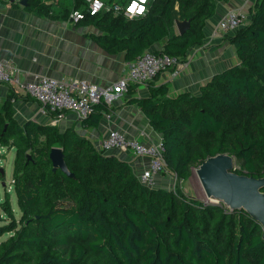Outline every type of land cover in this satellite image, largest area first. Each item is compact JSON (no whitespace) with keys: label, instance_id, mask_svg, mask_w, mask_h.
<instances>
[{"label":"trees","instance_id":"1","mask_svg":"<svg viewBox=\"0 0 264 264\" xmlns=\"http://www.w3.org/2000/svg\"><path fill=\"white\" fill-rule=\"evenodd\" d=\"M217 1L228 0H148L146 11L132 18L106 10L82 20L99 28L92 37L102 49L122 51L129 62L147 49L180 62L202 43ZM27 2L46 13L50 6ZM81 3L72 0L75 8ZM69 11L62 7L58 15ZM248 13L242 26L224 34L238 61L198 93L169 97L165 84L153 85L156 75L146 96L127 100L160 135L166 173L176 179L187 180L192 168L222 152L237 159L235 172L264 176V0H254ZM176 18L190 19L183 34L176 32ZM108 111L100 100L81 125L97 126ZM2 146L15 148L12 184L20 216L8 196L0 201V236L10 233L0 241V264H264L263 229L247 211L205 204L178 186H147L128 160L97 149L72 128L19 123L12 105L0 103ZM53 146L62 148L73 177L52 170Z\"/></svg>","mask_w":264,"mask_h":264},{"label":"crops","instance_id":"2","mask_svg":"<svg viewBox=\"0 0 264 264\" xmlns=\"http://www.w3.org/2000/svg\"><path fill=\"white\" fill-rule=\"evenodd\" d=\"M43 1L50 4L47 13L22 6L17 0H0L3 4L0 7V61L15 66L19 77L18 85L13 87L0 83V103L12 105L15 118L22 120L21 123L33 119L47 124L55 116L58 128H72L95 146L112 128L139 140H159L160 135L151 128L138 105L127 102L131 97L146 96V83H132L133 91L114 98L107 105L109 111L103 113L97 126L91 127H83L73 111L53 114L44 110L38 101L28 95L24 81L34 75L79 78L103 87L124 75L129 62L124 52L109 53L100 47L92 37L101 33L95 23L85 20L74 22L58 15L62 7H73L72 0ZM251 1L254 0L217 1L214 14L205 22L202 43L192 46L184 60L174 68L160 72L153 85L165 84L169 97L184 92L196 94L215 73L236 63L235 48L224 38L222 31L215 28V24L227 10L243 9ZM8 88H11V95H8ZM109 152L128 160L134 172L146 162V159L127 151ZM163 179L166 181L167 175L160 179L164 184Z\"/></svg>","mask_w":264,"mask_h":264},{"label":"built area","instance_id":"3","mask_svg":"<svg viewBox=\"0 0 264 264\" xmlns=\"http://www.w3.org/2000/svg\"><path fill=\"white\" fill-rule=\"evenodd\" d=\"M146 4L141 5V0H126L125 2L114 0L110 3L103 0H82L81 7H72L67 17L77 22L86 16H96L101 12L110 10L114 15L122 13L123 16L132 18L141 15L134 9L140 6L145 7ZM49 12L52 11L49 10ZM247 20L248 15L244 9H229L218 19L215 28L222 32L232 33ZM177 63L179 62L174 56L147 49L128 62L127 71L124 75L103 87L79 78L64 79L47 75H34L24 81V88L30 97L42 105L44 110L53 114L70 110L75 112L78 119L81 120L89 115L92 106L100 100L108 105L117 96L125 94L130 84H147L160 72L174 68ZM0 83L12 87L18 85V69L0 61ZM57 120L55 116H52L48 124L56 125ZM95 147L106 151H127L133 156L146 159L144 166L139 171H135L137 179L147 186L168 187L160 182L162 176L167 175L168 177L170 175L166 173L160 139L153 142L145 139L139 140L128 136L117 128H112Z\"/></svg>","mask_w":264,"mask_h":264},{"label":"water","instance_id":"4","mask_svg":"<svg viewBox=\"0 0 264 264\" xmlns=\"http://www.w3.org/2000/svg\"><path fill=\"white\" fill-rule=\"evenodd\" d=\"M27 1L18 0L22 6H26ZM2 6L0 2V7ZM174 26L178 34H183L190 26V19L176 18ZM49 159L53 171L60 169L69 177H73V173L66 165L61 147H51ZM233 160V155L227 152L208 156L195 167V173L208 202L232 210L244 209L260 223L264 238V176L254 177L235 172ZM0 172H2L1 168Z\"/></svg>","mask_w":264,"mask_h":264},{"label":"rangeland","instance_id":"5","mask_svg":"<svg viewBox=\"0 0 264 264\" xmlns=\"http://www.w3.org/2000/svg\"><path fill=\"white\" fill-rule=\"evenodd\" d=\"M107 2V0H103ZM120 1V0H119ZM123 2V0H121ZM110 3V2H107ZM253 1L251 3H247L243 6V9L248 15L249 18V8L252 6ZM225 32H222L224 36ZM22 120H18L21 123ZM61 130V128H59ZM15 155V148L10 146H2L0 148V168L2 172L0 173V201L8 196L9 201L11 203L12 210L15 214V218L18 219L20 216V210L17 205L16 194L14 191V186L12 184V170H13V160ZM233 168L239 169V163L237 159L233 160ZM244 172V171H242ZM162 178V177H161ZM165 181L164 179L162 180ZM167 181V183H166ZM165 181V185L173 187L178 186L179 190L183 192L185 195L189 197H193V199L201 200L203 203L208 202L204 191L202 189L201 183L195 173V168H192L191 175L187 180L176 179L173 175H169L167 180ZM210 203V202H209ZM208 204V203H207ZM4 216V213L2 212ZM4 219L0 220V224L4 223ZM10 233L6 232L0 236V241L5 239Z\"/></svg>","mask_w":264,"mask_h":264},{"label":"clouds","instance_id":"6","mask_svg":"<svg viewBox=\"0 0 264 264\" xmlns=\"http://www.w3.org/2000/svg\"><path fill=\"white\" fill-rule=\"evenodd\" d=\"M147 3V0H141V5H144V4H146ZM141 9H142V11H141ZM135 11H137V12H139V13H144L145 11H146V8L145 7H143V6H140V7H138V8H135L134 9ZM225 33H230V32H225ZM32 98V97H31ZM47 124H48V122H47ZM50 125V124H49ZM56 126V125H55ZM109 152V151H108ZM1 173V172H0ZM205 204H212V203H209V202H204ZM213 204H215V203H213ZM218 205H220V204H218ZM225 208V207H224ZM226 209H228V208H226Z\"/></svg>","mask_w":264,"mask_h":264},{"label":"snow or ice","instance_id":"7","mask_svg":"<svg viewBox=\"0 0 264 264\" xmlns=\"http://www.w3.org/2000/svg\"><path fill=\"white\" fill-rule=\"evenodd\" d=\"M141 11H142V9H141Z\"/></svg>","mask_w":264,"mask_h":264}]
</instances>
